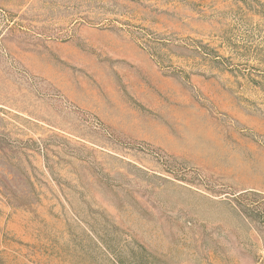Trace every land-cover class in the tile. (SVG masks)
I'll return each mask as SVG.
<instances>
[{
	"label": "rangeland",
	"instance_id": "374dc122",
	"mask_svg": "<svg viewBox=\"0 0 264 264\" xmlns=\"http://www.w3.org/2000/svg\"><path fill=\"white\" fill-rule=\"evenodd\" d=\"M0 264H264V0H0Z\"/></svg>",
	"mask_w": 264,
	"mask_h": 264
}]
</instances>
